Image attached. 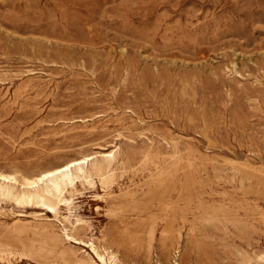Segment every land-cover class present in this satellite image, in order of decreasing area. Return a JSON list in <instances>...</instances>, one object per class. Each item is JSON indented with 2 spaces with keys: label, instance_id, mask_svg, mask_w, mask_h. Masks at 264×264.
Returning a JSON list of instances; mask_svg holds the SVG:
<instances>
[{
  "label": "rangeland",
  "instance_id": "1",
  "mask_svg": "<svg viewBox=\"0 0 264 264\" xmlns=\"http://www.w3.org/2000/svg\"><path fill=\"white\" fill-rule=\"evenodd\" d=\"M0 173V264H264V0H0Z\"/></svg>",
  "mask_w": 264,
  "mask_h": 264
},
{
  "label": "bare ground",
  "instance_id": "2",
  "mask_svg": "<svg viewBox=\"0 0 264 264\" xmlns=\"http://www.w3.org/2000/svg\"><path fill=\"white\" fill-rule=\"evenodd\" d=\"M113 157H114V155L112 154V152L107 154V159H110ZM82 163L83 162L79 163L77 161H71L69 163H66L62 167H56V168L53 167V168H49V169L48 168L44 169L43 171H41L40 173H38L35 176L23 177V180H24V183L26 184V187H28V188H34V187H36V185L38 183H41V182H43V183L45 182L46 184H49V185H47V193L49 196L48 208L50 210H52L53 212H55L59 202H62V200L64 199V190L66 187V181H68L70 178L71 169L76 166V170L80 174H84V171L80 167H78ZM11 182H15V179L11 175H4V174L0 173V185H1L0 191H2L4 189V187H2L3 183H11ZM22 184H23V182H22ZM26 192H28V191H26ZM8 194L17 203L25 202L26 200H28L30 198L25 193L18 194V195H12L9 192V190H8ZM37 196H39V194ZM31 203H33V201ZM34 204H35V202H34ZM62 224H64V223H62ZM98 258L100 259V261H103V258L101 256H98Z\"/></svg>",
  "mask_w": 264,
  "mask_h": 264
}]
</instances>
